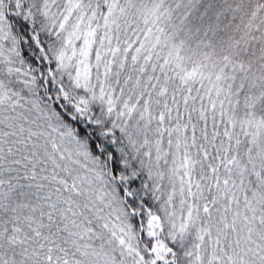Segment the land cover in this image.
<instances>
[{
  "label": "snow or ice",
  "instance_id": "1",
  "mask_svg": "<svg viewBox=\"0 0 264 264\" xmlns=\"http://www.w3.org/2000/svg\"><path fill=\"white\" fill-rule=\"evenodd\" d=\"M0 264H264V0H0Z\"/></svg>",
  "mask_w": 264,
  "mask_h": 264
}]
</instances>
